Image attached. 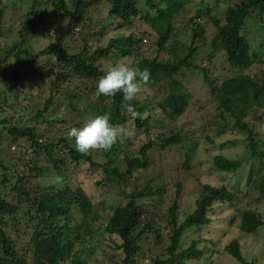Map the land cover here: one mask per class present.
<instances>
[{"label":"trees","instance_id":"trees-1","mask_svg":"<svg viewBox=\"0 0 264 264\" xmlns=\"http://www.w3.org/2000/svg\"><path fill=\"white\" fill-rule=\"evenodd\" d=\"M211 1L213 5H210ZM48 3L54 9L40 11L41 2L32 0L17 38L8 40L13 30L9 27V36L5 34L6 25L3 24L8 6L5 0H0V192L3 194L0 196V262L89 264L84 255L90 254L92 246H97L95 225L102 217L84 189L73 191L66 183L72 167L85 161L91 167L101 169L102 182L113 190L120 187L121 194L128 199L125 204L113 205L110 219L104 228H99L102 234L120 240L116 253L103 252L110 264H146V261L149 264H187L188 260L199 256L198 245L203 240L201 237L192 240L186 248L184 240L188 232L200 234L205 231L212 223L211 212L216 205H229L237 211L238 187L231 191L225 186L199 181L193 210L182 213L178 201L182 182L178 181L176 201L162 215L151 210L146 200L160 195L164 189H156L155 178L146 180L143 174L150 169L156 174L158 170L157 176L163 177L165 173L157 169L160 163L156 157L159 155L160 162H165L166 154L174 151L184 152L182 164L178 167L170 165L173 170L180 171L179 175L182 171L183 175H191L195 169L192 163L198 164L194 160L198 141L192 133H183L172 126L187 112L192 100L190 91L178 79L183 70L200 78L217 106L216 113L201 124L202 132L222 134L224 124L228 125L232 120V127L246 137L251 158L264 160V150H260L256 131L249 121L250 118L261 119V116L244 100L250 101L254 95L262 107L264 104V72L260 75L252 73L254 65L264 61V0H77L73 9L65 0H49ZM104 3L110 6L109 21L96 35L88 36H105L113 25L111 19L120 21L121 27H133L135 22L143 19L156 30H152L157 35L155 57H149L143 51L141 43L145 33H141L140 40L133 36L111 37L105 46L100 40L90 46L85 36L81 52L75 51L71 55L67 52L71 47L61 40L51 42L37 52L33 50L30 43L34 37L52 40L50 30L58 29L66 19H69V29L74 31L79 24L87 23L85 17L90 8ZM222 3L227 6L220 17L215 11ZM193 4H196V11L189 17ZM183 17L188 20H182ZM204 17L211 22L214 34L211 51L204 59L207 63L198 65L191 58L196 51L193 44L200 35H206ZM41 18L46 21L45 26L39 28L35 22ZM250 30L259 35L255 45L247 36ZM180 33L191 34V45L177 39ZM122 49L125 52L119 56L131 57L136 60V67L150 71L149 82L132 101L135 110L141 113L135 120L121 108L122 94L113 97L96 95L97 82L108 70L97 63ZM166 50L170 58H160ZM218 53H222L234 74L212 81V75H217L212 61ZM39 80L43 86H48L50 96L43 108L32 111L30 103L22 105V97L26 83L32 88V81ZM71 88L73 91L69 92ZM63 96L68 101L66 116L48 120L45 114L51 115L56 105L64 100L60 99ZM151 109L163 114L159 123L151 121ZM74 114L86 115L87 120H77L72 116ZM105 114L111 123L124 126L133 135L108 151H92L87 155L75 151L74 139L68 136L71 127H81L89 119ZM43 124L47 125L46 134H40L36 129ZM58 125H65L64 131ZM13 148L18 151H12ZM97 157L102 161L96 160ZM246 158L234 159L220 154L213 157L211 164L218 173L238 174ZM43 161L45 165L42 166ZM54 172L59 173L56 180L64 182L65 187L59 182L46 185L37 182L45 175L54 177ZM253 176L254 169L251 168L249 182ZM128 185L131 191L123 189ZM260 192L264 194V176ZM10 197L15 198V204ZM6 206L13 209V213L7 214ZM262 227L263 216L252 210L243 212L242 232L256 233ZM8 228L15 230L14 235L20 243L26 242L27 250L19 251ZM152 242L154 249L150 248ZM145 243L149 247H145ZM226 252L242 264H255L245 260L237 240L227 245Z\"/></svg>","mask_w":264,"mask_h":264},{"label":"rangeland","instance_id":"rangeland-1","mask_svg":"<svg viewBox=\"0 0 264 264\" xmlns=\"http://www.w3.org/2000/svg\"><path fill=\"white\" fill-rule=\"evenodd\" d=\"M41 2L40 11H45L44 9L51 8L52 11L54 8L51 6L49 0H39ZM68 6L73 9L74 3L77 0H65ZM89 1V0H85ZM8 10L4 15V23L6 25L5 34L9 36V28L13 30L10 32V37L8 40H15L17 38V31H19L24 23H25V12L26 9L30 7L32 4V0H15L14 3L10 0H5ZM14 5H16L14 7ZM210 5H213V1L210 2ZM196 4L190 6L189 17H191L196 11ZM226 3L219 4L217 11L215 14L222 17L226 10ZM110 6L107 3L101 4L97 7L90 8V11L86 15L85 19L87 23L79 24L78 28L74 31L69 29L68 21L66 19L63 25H58V29L50 30V36L53 38L52 40L48 37H34L30 45L33 50L36 52L46 47L49 43L61 40L67 46L71 47V51H67L69 55L73 54L75 51L81 52L80 50L83 47V37H88V44L91 46L93 43L100 40L103 46L107 43V41L111 37H129L133 36V39L140 40L141 33H145L146 36L144 40H142V48L143 51L148 54L149 57H155L156 55V43H157V35L154 33L155 31L151 28L152 26L148 24L143 19H139L134 23L133 27H121L120 21L116 19H111L113 25L107 29L105 36L102 37H92L88 36L89 34H94L101 30L104 23L107 22L109 17ZM188 13V12H187ZM2 19V16L0 20ZM182 20H188L184 18ZM45 18H41L35 22L36 26L44 27L45 26ZM109 21V20H108ZM39 22V23H38ZM204 22L207 25L205 28L206 35L199 36L195 43L193 44L196 48L191 61L198 65H203V63H207L205 61V57L209 55L211 49V40L214 34V28L212 27L211 22L204 17ZM38 25H37V24ZM50 28L51 24L48 23ZM12 27V28H11ZM180 29V28H179ZM154 32H153V31ZM191 35V34H190ZM190 35L178 34L177 39L179 41L185 42L188 45H191L192 38ZM248 38L252 41L253 45L256 44L255 38L259 37L254 30H250L247 32ZM2 45V38L0 37V46ZM89 46V47H90ZM70 50V48H69ZM124 50H115L112 55L106 59H102L97 65L109 69L115 64L123 63L129 64L131 66L136 67V60L131 57H121L119 55L124 54ZM160 58L169 59V55L167 50L162 53ZM46 60V59H45ZM213 65H215L214 72L217 75H212V81L217 79H226L228 77L233 76V68H231L226 62L225 58L222 56V53H218L215 59L212 61ZM264 72V61L258 62L254 65L252 73L259 74ZM178 79L184 83L186 88L191 93V103L187 112L172 126L183 133H192L195 141H198V153L195 157V161L198 164L192 163V168H195L192 171L191 175H183V171L181 175L178 174L179 170H173L170 165L172 164L174 167H178L179 164H182L184 161V152L174 151L170 154H166L165 162H160V157L157 155L156 159L158 161L159 167L157 169H161L162 172L165 173L163 177H158L156 174L150 169L147 173L143 174V178L149 180L150 178H155L154 187L156 189L162 188L163 192L153 198H147L146 203L151 210L155 209L159 213H166L169 206L172 205L177 198V183L182 182V189L179 197V206L182 210V213L185 211H192L195 205V201L199 194V187L197 189V184L200 181L201 183H209L213 186H225L228 190L235 191L233 187H238V194L236 195L237 200V211L233 209L229 205L220 206L216 205L211 212L212 215V223L210 226L206 228L205 231L200 234L194 233L193 231L188 232L185 240L184 246L187 248L192 240L203 239L200 241L198 245V250L200 252L198 257H194L187 261V264H242L241 262L232 258L227 252L226 247L232 241L237 240L240 243L242 256L248 262H254L255 264H264V227L259 229L256 233L246 234L240 230L241 224V216L244 211L252 210L257 214L264 217V194L262 195L260 192V183L261 179L264 176V160H255L251 158L248 147L246 137L242 134L238 133L236 129H234L233 121H228V125L224 124L225 127L222 128V134L216 132H202L201 124L206 123L209 115L216 113V103L209 95L208 88L200 81L199 77H195L191 75L188 70H183V72L178 76ZM73 87V86H71ZM74 88V87H73ZM73 88L69 89V92L73 91ZM48 86H43L42 82L39 80L38 82L32 81V88H30V84L26 83L25 93L22 97V105H27L30 103L33 108L32 111H37L43 108L46 100L50 96V91L47 90ZM146 92V91H145ZM151 96V93L148 92ZM65 96L60 99H64ZM246 102L251 104V109L256 110L261 119L250 118L249 121L253 124L254 129L256 131L258 137V144L260 150H264V104L263 107L258 101V99L252 95L251 100H246ZM68 105V101L66 99L62 100V103L59 102L56 106V109L49 113L45 114V117L48 120L52 118H64L65 108ZM81 109V107H77ZM55 112V113H53ZM30 113H27L29 115ZM151 121L160 122V117H163V114L157 109H151L149 112ZM77 118V120H81L84 122L82 115L79 117L78 114L72 115ZM29 118L28 116H26ZM85 120V121H86ZM37 121V123H40ZM35 123L32 122V125ZM59 128L63 129L66 127L65 125H58ZM71 127L70 125H68ZM47 125H40L39 128H36L38 132L45 133ZM72 128V127H71ZM7 144V143H5ZM18 151V148H13L12 151ZM225 155L228 158H243L247 157L245 163L243 164V168L239 171L238 174H221L218 173L217 170H214L213 165L211 164L213 161V157L217 155ZM5 158H9L6 157ZM96 160L102 161V158H96ZM201 164H200V162ZM9 162V161H8ZM41 165H45L44 161ZM251 168L254 169V176L251 182L248 181V177L251 171ZM155 171V170H154ZM191 172V171H190ZM70 173V174H69ZM68 180L66 181L67 185L71 187L73 191H77V189H84L89 196L90 201L96 207V210L101 214V221L97 222L95 225L98 231L96 232V236H94V242L97 244L94 247L92 246L90 249V254H85L84 257L88 261L89 264H110V261L104 256V251L109 253H116L117 245H119L120 240L116 236L104 235L101 233L99 229L103 225L105 226L107 220L110 219L113 214V205L125 204L127 202V197L122 195L120 191V187H117L115 190L109 188L105 181L103 180V175L101 169L97 167H91L89 163L82 161L77 164V166L72 167L69 172ZM59 173L54 172L53 176L45 175L39 179L37 182L40 185H46L50 183L59 182L60 186L65 187L66 184L64 182H60L56 180L58 178ZM2 178L0 177V180ZM137 184H142V182L137 181ZM133 185V184H132ZM130 185L124 187L123 189H127L131 191ZM2 191V190H1ZM3 195L0 192V196ZM16 194H12L14 196ZM9 200L13 204L16 203L15 198L10 197ZM140 202V201H139ZM7 214L13 213V209L9 206L5 208ZM10 219V218H9ZM13 222V221H11ZM103 226V228H104ZM9 234L12 235V240L18 245L19 251L27 250V246H25L26 242L23 244L20 243V239L16 238L14 233L15 230L8 228ZM151 239V238H150ZM20 240V241H19ZM145 247H149V244L145 243ZM151 249H154L153 242L150 245ZM158 251V249H156ZM161 251H159V254ZM149 264L148 261L145 262Z\"/></svg>","mask_w":264,"mask_h":264},{"label":"clouds","instance_id":"clouds-1","mask_svg":"<svg viewBox=\"0 0 264 264\" xmlns=\"http://www.w3.org/2000/svg\"><path fill=\"white\" fill-rule=\"evenodd\" d=\"M149 80V69L141 70L129 64L118 63L100 77L96 85V95L113 97L117 93L122 94L121 108L135 120L141 113L135 110L132 101ZM131 135V130L111 123L107 114L91 118L83 126L71 128L68 133V136L74 139L75 151L82 155L92 151L111 150L116 143L123 142Z\"/></svg>","mask_w":264,"mask_h":264},{"label":"water","instance_id":"water-1","mask_svg":"<svg viewBox=\"0 0 264 264\" xmlns=\"http://www.w3.org/2000/svg\"><path fill=\"white\" fill-rule=\"evenodd\" d=\"M0 264H15V263H11V262H0Z\"/></svg>","mask_w":264,"mask_h":264}]
</instances>
